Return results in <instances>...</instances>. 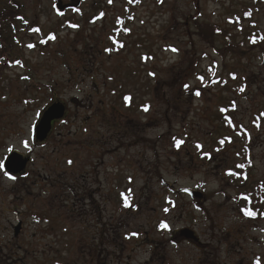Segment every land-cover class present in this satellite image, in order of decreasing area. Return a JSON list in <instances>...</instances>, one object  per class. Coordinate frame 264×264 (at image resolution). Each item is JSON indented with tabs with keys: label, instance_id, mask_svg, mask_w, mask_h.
<instances>
[{
	"label": "rangeland",
	"instance_id": "rangeland-1",
	"mask_svg": "<svg viewBox=\"0 0 264 264\" xmlns=\"http://www.w3.org/2000/svg\"><path fill=\"white\" fill-rule=\"evenodd\" d=\"M76 8L0 0V165L10 151L31 160L15 179L0 167V264H264V215L242 200L264 188V3ZM192 16L225 36L202 41ZM58 102L64 118L37 142Z\"/></svg>",
	"mask_w": 264,
	"mask_h": 264
},
{
	"label": "trees",
	"instance_id": "trees-1",
	"mask_svg": "<svg viewBox=\"0 0 264 264\" xmlns=\"http://www.w3.org/2000/svg\"><path fill=\"white\" fill-rule=\"evenodd\" d=\"M83 0H54V9L56 11V13L62 17L67 11L69 10H73L76 11V7L79 5L80 2H82ZM255 2L257 3H264V0H255ZM195 5V4H194ZM198 6L196 5L195 10H196V14H198L197 16H200V13H198ZM11 13L6 14V13H1L0 14V20L6 18V17H10ZM13 17V16H12ZM248 15L244 14V16L237 17L235 16L233 19V26L236 27H240V25L243 23V21H245V18H247ZM188 18V17H187ZM186 19V17L184 18ZM190 20H192L194 22V24L197 25L196 27V31H195V36H197L199 39H201L202 41H205L206 43H210V36L212 37L213 35H224V32L219 30L217 27L214 26H206L205 25H198L197 24V17L195 18L194 16H192L190 18ZM231 24V23H230ZM261 40H258L257 37L255 36L254 40H250L249 42L251 44H255L260 42ZM196 55L193 54L191 60H190V67H187V69L185 71H182V73H185L184 75H179L177 76L176 74L174 75L173 79L171 80L170 83H174V87H176L177 89H187V87L185 88L184 86L186 85L187 82H184V80L186 81V73L188 72L189 75H191L193 73V76L195 74V71L199 68V58H195ZM193 68V69H192ZM167 85L169 86V83H167ZM125 103H127L126 100H124ZM247 171V169L245 170ZM241 178L243 180L246 181L247 179V175L246 174H242ZM261 191H258V190ZM242 200H244L245 202L248 203V205L246 206V208L244 209L245 214L246 211L250 210L252 212L255 213L256 217L257 216H261L264 215V188H256L255 194L253 193H245L242 197ZM251 205V206H250ZM250 206V207H249Z\"/></svg>",
	"mask_w": 264,
	"mask_h": 264
},
{
	"label": "water",
	"instance_id": "water-1",
	"mask_svg": "<svg viewBox=\"0 0 264 264\" xmlns=\"http://www.w3.org/2000/svg\"><path fill=\"white\" fill-rule=\"evenodd\" d=\"M65 111V106L60 102L50 105L43 111L38 124L34 128V138L37 142L42 143L47 139L52 129V123L62 120L65 116ZM28 162L29 158H24L18 153H11L7 157L3 168L10 177H15L25 171ZM188 193L193 199L200 200L201 195L199 193L193 191H188ZM19 230L20 224L13 229L15 236L18 235Z\"/></svg>",
	"mask_w": 264,
	"mask_h": 264
},
{
	"label": "flooded vegetation",
	"instance_id": "flooded-vegetation-1",
	"mask_svg": "<svg viewBox=\"0 0 264 264\" xmlns=\"http://www.w3.org/2000/svg\"><path fill=\"white\" fill-rule=\"evenodd\" d=\"M40 118V117H39ZM57 122H59V121H55V122H53L52 123V129H53V126H54V124L55 123H57ZM36 124H37V122H36ZM35 124V125H36ZM35 125H34V127H35ZM51 129V130H52ZM52 132V131H51ZM48 138V137H47ZM11 153H13V152H9V153H7V154H5V156H4V158H3V162H2V165L4 164V162L6 161V159H7V157L11 154ZM24 158H27L26 156H23ZM30 159H29V162L28 163H30ZM27 163V164H28ZM5 172V171H4ZM5 174H6V177H8L9 178V176L7 175V173L5 172ZM24 174V173H23ZM166 188H168V190H170V191H172L173 193L175 192V190L173 189V187H171V186H168V187H166ZM83 193H87L86 191H83ZM90 193V192H89ZM88 194V193H87ZM187 194V193H186ZM188 195V194H187ZM88 196V198L90 199V200H92L91 202H93V203H95V201H94V196L92 195V194H88L87 195ZM108 200H109V196L108 195H104L103 197H100V202H103V205L104 204H107V202H108ZM98 210L100 211L101 209H100V207H98ZM106 211V208H103V210H102V212H105ZM108 220H110V218H108ZM183 236V238H190V239H192V241H195V242H197V240H196V238H195V236L192 234V233H190V232H183V234H182V232H178V233H176V234H174V235H172V239L174 240L173 242L174 243H177V239L178 238H181ZM186 241V240H185ZM186 242H188V241H186ZM188 243H190V242H188Z\"/></svg>",
	"mask_w": 264,
	"mask_h": 264
},
{
	"label": "snow or ice",
	"instance_id": "snow-or-ice-1",
	"mask_svg": "<svg viewBox=\"0 0 264 264\" xmlns=\"http://www.w3.org/2000/svg\"><path fill=\"white\" fill-rule=\"evenodd\" d=\"M25 146L27 147V142H25ZM0 167H3V165H0ZM10 178L15 179V177H10ZM254 214L255 213L250 211V210L246 211V215L252 216ZM161 227L166 229L168 227V225L167 224H162Z\"/></svg>",
	"mask_w": 264,
	"mask_h": 264
},
{
	"label": "bare ground",
	"instance_id": "bare-ground-1",
	"mask_svg": "<svg viewBox=\"0 0 264 264\" xmlns=\"http://www.w3.org/2000/svg\"><path fill=\"white\" fill-rule=\"evenodd\" d=\"M241 25H242V24H241ZM241 25H240V26H241Z\"/></svg>",
	"mask_w": 264,
	"mask_h": 264
}]
</instances>
